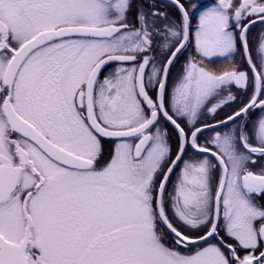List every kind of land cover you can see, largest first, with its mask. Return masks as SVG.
<instances>
[{
    "label": "snow or ice",
    "instance_id": "6c2138e0",
    "mask_svg": "<svg viewBox=\"0 0 264 264\" xmlns=\"http://www.w3.org/2000/svg\"><path fill=\"white\" fill-rule=\"evenodd\" d=\"M167 3L0 0V264H264V0Z\"/></svg>",
    "mask_w": 264,
    "mask_h": 264
},
{
    "label": "flooded vegetation",
    "instance_id": "af4514ba",
    "mask_svg": "<svg viewBox=\"0 0 264 264\" xmlns=\"http://www.w3.org/2000/svg\"><path fill=\"white\" fill-rule=\"evenodd\" d=\"M213 1L214 0H207V1H195V0H192V2H187L185 4L186 8L191 3H196L198 5L197 10L195 12L191 13V16H190V23H191V28L192 29H195L198 26L199 12L202 11L204 8H206L208 6L207 4H209V3L213 2ZM157 2L160 3L162 7H165L173 15L175 14V8L171 7L167 3V0H157ZM178 18H179V16H178ZM258 27H260V25H257L255 28L252 29V34L253 35H255L257 32L262 30V29H259ZM189 53H191L193 56H195V59H196L197 63H202L206 67L211 68V69L216 70V71H221V70H223L225 68L231 67V65L234 64V63L235 64H239L240 63L239 54H237L235 56L234 60H228V59H224V58H220V57L213 58L212 62H209L208 60H201L200 57L196 56V54L194 52V44H190L189 48H188V51L185 52L183 55H181L179 57V59L177 60V62L174 65V67L171 69V72H170V75H169V79H168V83H169L168 87H169L170 90L173 87V80H174L173 75L177 79L178 73L181 70V65L185 63V57L188 56ZM115 67H116V65H114V64L108 66L107 68L104 69V74H107L108 71L112 70ZM233 107H235V105ZM230 111H231L230 108L229 109H225V112H229L230 113ZM223 115H224V113L222 112L220 114V116L223 117ZM256 115H259V112H256L255 114H253L252 115V119H255ZM205 135H211V133H205ZM116 142H118V141H116L114 138H103V137L101 138V145H102V149H103V153H104V158L105 159L110 158V154H111ZM253 170H256V166L253 167ZM174 181L175 180L173 179V182ZM258 202H264V201H258Z\"/></svg>",
    "mask_w": 264,
    "mask_h": 264
},
{
    "label": "rangeland",
    "instance_id": "374dc122",
    "mask_svg": "<svg viewBox=\"0 0 264 264\" xmlns=\"http://www.w3.org/2000/svg\"><path fill=\"white\" fill-rule=\"evenodd\" d=\"M213 2H214V1H213ZM213 2L207 4L208 6H207V5H206V6L209 7ZM207 7H206V8H207ZM206 8H204V9H206ZM204 9H203V10H204ZM258 28H259V29H263L264 26H261V25H260V27H258ZM175 73H176V72H175ZM173 78H174V80H173V85H174V83L176 82L177 79L174 77V75H173ZM173 78H172V79H173ZM168 86H169V83H168ZM173 148H174V151H175V142H174V140H173ZM191 154H192L191 151H189V155H191ZM185 158L187 159V156H186ZM177 171H179V169H177ZM174 180H175V178H174Z\"/></svg>",
    "mask_w": 264,
    "mask_h": 264
},
{
    "label": "trees",
    "instance_id": "16d2710c",
    "mask_svg": "<svg viewBox=\"0 0 264 264\" xmlns=\"http://www.w3.org/2000/svg\"><path fill=\"white\" fill-rule=\"evenodd\" d=\"M181 2L184 3V4H186L187 2H192V0H181ZM174 16H175L176 18H178V16H179V13L176 11V9H175V14H174ZM174 178H175V175H173L172 180H173Z\"/></svg>",
    "mask_w": 264,
    "mask_h": 264
},
{
    "label": "water",
    "instance_id": "95a60500",
    "mask_svg": "<svg viewBox=\"0 0 264 264\" xmlns=\"http://www.w3.org/2000/svg\"><path fill=\"white\" fill-rule=\"evenodd\" d=\"M195 1H207V0H195Z\"/></svg>",
    "mask_w": 264,
    "mask_h": 264
}]
</instances>
